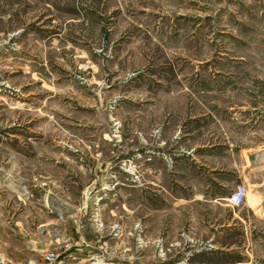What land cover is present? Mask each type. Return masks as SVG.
Returning a JSON list of instances; mask_svg holds the SVG:
<instances>
[{"label": "rangeland", "instance_id": "rangeland-1", "mask_svg": "<svg viewBox=\"0 0 264 264\" xmlns=\"http://www.w3.org/2000/svg\"><path fill=\"white\" fill-rule=\"evenodd\" d=\"M0 264H264V0H0Z\"/></svg>", "mask_w": 264, "mask_h": 264}, {"label": "crops", "instance_id": "crops-1", "mask_svg": "<svg viewBox=\"0 0 264 264\" xmlns=\"http://www.w3.org/2000/svg\"><path fill=\"white\" fill-rule=\"evenodd\" d=\"M207 205L206 206H214V207H220L223 206V204L221 203H215L212 202V199H207L205 202ZM204 215H199L198 219L196 220L195 215H192V220H191V241L193 242H199V246H204L205 243L211 242L212 238L214 236V233L211 232L212 229L214 230H219L220 228H222V230H219V232H222L224 234L225 232V228H229L230 227V221L229 219L227 220L226 224L224 221V218H222V222H219V219L216 217V219L212 222L209 223L207 221V219L204 217ZM195 221H197V223H195ZM217 223V224H216ZM197 229H199L200 231V237L195 239V233L194 231ZM204 235V236H203Z\"/></svg>", "mask_w": 264, "mask_h": 264}, {"label": "built area", "instance_id": "built-area-1", "mask_svg": "<svg viewBox=\"0 0 264 264\" xmlns=\"http://www.w3.org/2000/svg\"><path fill=\"white\" fill-rule=\"evenodd\" d=\"M246 193L247 190L244 185L237 186L228 199L229 204L233 207L241 205L245 200Z\"/></svg>", "mask_w": 264, "mask_h": 264}, {"label": "bare ground", "instance_id": "bare-ground-1", "mask_svg": "<svg viewBox=\"0 0 264 264\" xmlns=\"http://www.w3.org/2000/svg\"><path fill=\"white\" fill-rule=\"evenodd\" d=\"M249 153V152H248Z\"/></svg>", "mask_w": 264, "mask_h": 264}]
</instances>
